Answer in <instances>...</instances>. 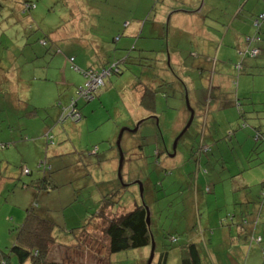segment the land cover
<instances>
[{
	"label": "rangeland",
	"instance_id": "rangeland-1",
	"mask_svg": "<svg viewBox=\"0 0 264 264\" xmlns=\"http://www.w3.org/2000/svg\"><path fill=\"white\" fill-rule=\"evenodd\" d=\"M146 1L148 7L143 8L144 11H141L139 10L138 0H1L0 16H12L14 19L6 24L7 31L0 32V63L4 64L0 65V79L7 81L16 74L13 67L10 71L4 70V68L10 66V63L7 64L9 59L16 57L18 59V69L22 70L24 74V86L19 88L15 86L14 88L18 90L16 93L12 92V88L9 86L0 87V105L2 107L0 130L1 126L4 125L3 130H8L15 137L10 139L7 148H3L0 144V257L4 254L9 255L11 249L17 244V235L27 217V211L33 208L34 212H41L47 220L55 224L53 236L56 239V245L51 247L49 254L51 261L65 264H145L149 258L151 246L142 250H131L109 256L108 238L99 230L100 222L97 223L90 219L99 207L101 196L113 194L121 186L122 190L126 191L117 196H120L125 204H129H127V209L136 204H143V202L147 205L150 229L156 242L153 264H157L160 251L162 252L167 246L172 249L170 264H175L179 259V244L175 243L170 246L171 242L167 239L168 236L177 234L180 239L188 237L190 234H194L200 220L204 227L203 219L205 220L207 217L217 219L216 216L218 215V220L225 218L227 215L226 208L229 211L233 208L234 210L239 208V206L234 205L235 201L233 202V200L238 199L240 201L246 197L244 189L233 191V189L243 188L239 185L235 187L230 185L229 193H224V189L217 188L218 192L223 191L220 194L217 193L220 197L218 200L217 197L215 200V196L206 188L202 194L200 191L199 202H195L194 206L193 192L201 190V187L190 184L186 179L182 180V176L184 178L186 176L183 173L176 172L173 167H170V169L174 174L165 176L163 167L165 165L169 166V164L164 160L161 168L156 166L159 158H156L155 153L159 151L161 152L160 157H169L171 166L179 165L182 156L185 155L187 158H198L197 165L200 166L201 171L205 170L207 176L213 173L212 167L209 168L204 159L206 153L201 158L202 153L198 150V143L203 134L205 137L208 132L207 125L204 123L205 120L199 119L200 128L197 141L194 134L196 124H199L197 116L191 128H189L193 111L196 113L197 110L198 113L202 106L204 108H208L209 105L213 106L211 92L212 87H214L213 77L211 74L209 76V72L206 71L202 74L204 77L202 78L194 72L191 66L184 67V61L185 63L190 61L188 59L190 52L186 42L182 43V48L188 51L187 56H183L185 60L180 63L182 69L178 70L179 65L172 58L173 50L167 49L164 44L166 34H164L162 40L163 44L156 45H158L157 49L165 51L164 57L169 60L172 69H165L159 64L156 66L152 59L146 60V62L143 61L144 65L149 68H146L140 74H135L139 71L137 66L130 67L127 65L126 70L121 66L124 73L111 77L115 80L114 85L109 84V79L106 81V85L100 90L101 95L97 97L95 103L86 104L82 100H78V108L83 110V120L74 123L70 118H67L64 123L56 124L55 128L51 129L52 134L47 135L52 137H49L48 141L53 143L56 148H61L55 150L54 146L51 147L49 159L46 156V150L43 147L47 138L45 134H42L45 128L43 122L45 121L46 125H52L49 124L50 119L45 120V118L49 114L56 113L57 108L61 109L63 107V112L69 108L71 106L70 101L75 96L76 88H81L85 81L81 86L76 85V87L71 88L68 81L64 83L61 80L65 73L68 74V77L80 73L78 70L81 68V64L78 57L83 55L80 51L82 50L81 42L66 41L64 45L69 46L70 50L63 51V48L62 50L60 48L58 54L54 51L55 48L51 49L54 45L50 44V48H47L48 51L41 46L40 41L45 37L48 38L49 35L60 33L59 29H65L66 27L65 33L73 36L75 35L74 32L70 31L72 27L79 29L81 26V30L85 31V34L87 33L90 37L108 38L110 44L120 48L117 41L120 36H125H123V23L125 20L133 17L143 20L146 16L150 23L154 21L155 17L158 18V12L164 5L166 7V5L175 4L170 0H166V2L165 0H154L153 3L150 0ZM224 1L229 3L227 15L236 16L242 10L240 5L244 6V0ZM180 2L175 10L179 9ZM210 4L217 11L222 12L226 8L225 3L224 5H221V3L216 4L215 0H211ZM20 5L26 11H31L23 12L22 16H19L18 8H20ZM96 5L99 8H96ZM90 6L96 8L99 14L115 13L116 18L110 15L106 19L97 20L96 23L98 12ZM249 6L254 8L252 0H249ZM255 10H257V14L259 13L258 15H264V4L254 8V12ZM205 11L209 13L207 10ZM208 15L216 28H223L222 24L228 21L227 17L220 16L218 12H212ZM70 23H72V27L69 30L68 25ZM163 23L167 24V15ZM164 31L167 32L166 29ZM15 32L18 34L23 33L19 36L18 44H32L39 55L41 54V57L35 61L37 66L35 70L30 67L32 62L27 64L30 55H32L28 48L27 51L21 49L20 52L15 53L17 56L13 55L14 52H10L16 42ZM51 41L55 43L54 40ZM90 42L96 41L94 39L89 40V45ZM21 47L23 46L19 48ZM215 48H217V45ZM240 55V53H237V60L229 62L230 68L226 66L225 68H217L220 71L226 70V75H218L215 78L227 84L222 92V97H228L229 94L234 96L235 93L243 96V91L246 89L244 97L254 100L257 104L263 103L264 78L262 76L264 74L256 72L255 63L264 64V55L259 54L256 59H251L248 64L246 62L245 66L243 62L248 59ZM73 56L76 59L74 65L78 69H73V65L69 62V58ZM238 65L244 66L241 76L236 71ZM167 69L171 70L169 71L171 75ZM149 74L154 79H168V76L174 77L173 75H177L187 87V98L190 104H187L186 99L185 101L179 99V92L174 93L172 88L167 86L165 93L168 98L166 100L161 99L156 104L157 112L142 111L136 100L138 94L130 99L131 95L128 92L131 87L128 85L135 84V81L138 82L139 86L142 84L147 85L150 81H153ZM230 79L233 84L231 88L228 86ZM116 81L118 86H115ZM209 81L210 89L208 90ZM124 85L125 87H121ZM237 85L238 91L235 92ZM114 91L119 93L118 96H115ZM213 91L215 92V90ZM252 95L258 97L253 98ZM173 102H182L185 105L190 114L187 124L182 120L177 125H173L172 117L167 119L165 113L168 112L172 116L174 112ZM243 103L245 104L244 108L255 110V107L247 100ZM59 104H61L60 107ZM165 104H169V109L161 112L160 110L165 109L163 107ZM232 106L229 109L237 111L239 118V108L234 104ZM87 110H89V115L84 118L85 114L83 112L88 113ZM225 111L224 104L223 112ZM220 113L218 110L214 112L217 121L221 119ZM159 118L162 124L157 127L156 124ZM87 119L89 120L86 122ZM239 126L240 131L244 130L241 128L242 122ZM61 127H64V129H61ZM58 128L59 130H57ZM124 129L134 130V132H123ZM182 133L183 136L181 137ZM139 137L141 138L139 143H133L129 147L126 145L130 139L138 142ZM157 139L159 141H156ZM161 139L165 142L166 148L163 144L160 146L157 144V142L162 143ZM252 141L254 146L261 145V142H255L254 138H252ZM0 142L5 143L1 138ZM118 142H120L119 146L123 155L121 180L118 177L120 158ZM184 142H186V145H184ZM20 143H24L23 147L21 146V150L16 151ZM96 147L97 149H95ZM246 147L251 149L249 144ZM258 149L260 151L261 148ZM231 154L230 150L223 154L226 155L227 164L226 166L225 164L223 166L221 162L217 164L219 173H223L224 167L232 172V162L236 158ZM57 155L63 156L57 158L55 157ZM112 156H114L115 161L110 159ZM23 158L25 159L22 160ZM41 163H46L52 167L53 171L50 176L55 178L56 182L53 183H55L56 188L48 195L41 194L35 198L33 197L35 190L31 187L32 182L41 176H45L39 170V164ZM111 168L114 172L111 171ZM195 168L196 166L186 161L180 169L185 171L186 175H190ZM24 172L26 173L24 174ZM249 175L248 183L257 181L255 184H251L252 190H250V193L259 196L262 187L261 173L254 171ZM228 176H230V173ZM198 178H201V174ZM133 180H138L140 185H133ZM240 183L243 184V181L240 180ZM221 184L224 188V183ZM250 193L248 196L251 195ZM228 197H231V203L228 202ZM201 200L204 201L205 205L202 208L200 207ZM258 207L261 208V206ZM246 218L249 219L250 217ZM218 220H216L217 223H219ZM91 221L94 223L89 224ZM85 225L86 227L82 230L81 228ZM104 226L105 224H102V228ZM259 227L263 229L264 224H259ZM164 235L167 236L164 238ZM242 240V242H246L244 239ZM255 248L260 247L253 246L251 248L252 252L248 248L245 250L243 253L244 261L248 259L249 263L254 262L257 255L255 254ZM211 255L216 256L214 251L211 252ZM262 256H264V253L260 254V260ZM11 261L12 264H17L16 257H13ZM258 264H264V262L261 261Z\"/></svg>",
	"mask_w": 264,
	"mask_h": 264
},
{
	"label": "crops",
	"instance_id": "crops-1",
	"mask_svg": "<svg viewBox=\"0 0 264 264\" xmlns=\"http://www.w3.org/2000/svg\"><path fill=\"white\" fill-rule=\"evenodd\" d=\"M121 1V0H120ZM139 1V10L144 11L143 8L148 7L146 0H138ZM152 3L154 0H150ZM171 2H175L174 5H165L159 10L158 12V18H154V21H151L149 23L146 16H144V19H135L128 18V20H125L123 23V36L119 38L118 46H115L114 44H110L108 38H102L97 39L94 37H90L87 33L85 34V31L81 30L80 28L72 27V23L68 25V29L72 27L71 32H74L75 35H68L65 33L66 28H60V33L53 34V35H47L44 39L40 41L41 46H43L42 42L46 40L47 46L45 47L46 50L49 47L50 44L54 45L51 47V49H54L56 53L59 54V50L63 48V51H66L69 49V46H65L66 41H78L82 44V57H78L80 64H81V70L78 71L80 73L78 74H72V76L68 77V74L65 73L64 77L61 79L62 82H67L71 88L76 85L79 87L82 85V83L85 81V77L83 75V71L92 70V71H100V69L104 66H106L109 62L117 61V56L114 57L113 54H127L128 52L131 53H138V52H146L149 50H155L159 54H165V52L161 49H157L158 45L156 44H163L162 40L164 38V34H166L165 37V45L167 49H172V57L177 61L178 59H181L186 53V51L182 48V43L186 42L188 45H193L197 51H191L198 53L201 56V59L198 67L203 68L208 72V69L210 68V65L208 63H205L203 60L204 54H210L212 55L217 53V49L215 46L219 44L221 48H218V55L220 59L226 61V62H235L237 60L236 57V50L245 49L247 48L243 39L245 36H252L255 31L251 26L252 20L259 14H257V10L254 12V8L257 6L264 4V0H252V3L254 5V8H251L249 6V0H244V6L240 5L241 7V15L240 12L235 16L227 15L228 8L227 6L229 3L224 0H218V2L222 1L221 3H225L226 8L222 10V15H220L221 11H217L214 9V7L210 4L211 0H170ZM181 1V2H180ZM157 2V1H156ZM166 2V0H165ZM180 2L179 9L175 10L177 8L178 4ZM166 4V3H165ZM0 6H1V0H0ZM92 9L99 8L98 5H96V8L93 6H90ZM107 9V8H106ZM245 9V10H244ZM97 10V9H96ZM205 10H207L209 13H216L218 12L220 16L227 17V22L224 24V34L222 33V28H216L213 25V21L209 17V13H207ZM19 16H22L23 12H30L26 11L24 8L21 7L18 8ZM98 12V10H97ZM145 14V13H144ZM110 15H113L114 18H116L115 13L113 14H99L96 15V23L97 20H103L109 17ZM167 15V24L163 23V20H165V16ZM244 15L243 17H241ZM0 32L1 31H7L6 24L13 21L12 16H0ZM244 20V21H243ZM149 23V24H148ZM240 23V25H239ZM125 25V27H124ZM148 25V26H147ZM166 29V33L165 30ZM219 34H223V40L218 38L217 34H214L212 32H220ZM262 32H264V25L261 29ZM15 35V44L14 48L10 52H14L13 55H16L15 53L20 52L21 49L29 50V52L32 53L29 57V61H27V64L32 62V65L30 67L33 68V70L36 69V63L40 57L41 54L35 50V48L32 46V44H18V39L20 35H23V33L18 34L14 33ZM220 36V35H219ZM227 38V39H226ZM264 38V34H263ZM91 39H94L96 42H90V45L88 41ZM156 39V40H154ZM51 40H54L55 43H53ZM225 41H227V47H222V44H225ZM120 43V44H119ZM59 45V46H58ZM217 45V47L219 46ZM20 46H23L19 48ZM163 46V45H161ZM251 47H256L263 51L264 55V41H260L259 43H254L250 45ZM44 47V46H43ZM50 48V47H49ZM185 49V48H184ZM70 50V49H69ZM186 50V49H185ZM201 52V53H200ZM242 52V51H241ZM72 54V53H69ZM170 54V52H169ZM136 55V54H135ZM17 56V55H16ZM19 56V55H18ZM70 58H74L70 57ZM161 58V56H160ZM162 60V58L160 59ZM251 61V59L245 60L243 62L244 66L247 62ZM76 62V59L74 58V64ZM10 63V66L7 68H4L6 71L12 70V67L15 68L16 74L13 75L10 80L3 81L0 79V87L9 86L11 87L12 92H18L17 89L14 87H23L24 86V74L22 70L18 69V59L16 57H11L7 64ZM71 63V62H70ZM0 65H4L0 63ZM140 67V66H139ZM230 68V66H228ZM225 68V66H223ZM256 72L262 71L261 74H264V64L255 63ZM78 69V68H77ZM49 70V68H48ZM138 72L135 74H140L141 72L145 71L142 68H138ZM222 75H226V70L222 71ZM242 74V73H241ZM127 75H129L127 73ZM232 75V72H231ZM200 76V75H198ZM241 76V75H240ZM264 78V76H262ZM239 81V80H238ZM115 80L112 78H109V84L114 85ZM22 83V84H20ZM213 90H215L218 93L217 97L215 99V96L213 98V108L215 110L221 111V119L218 121L215 119V116L212 115L210 112H208L207 115V122L205 124L207 125V134H203V142L204 140H208V143L214 145V151L209 152V155L206 153V156H204V159L206 161V164L212 167L213 173L209 176L206 175L204 172L205 170H200V166L196 164V168L193 170L195 171L193 176L185 177L182 176V180L186 179L190 184L194 185L196 184L197 187H201V190H195L193 192L195 201L193 202V205L195 206V202H199V194L201 191V194L205 191V189H209V192L212 193L213 196H215V200L217 197V200L220 199V197L217 195V193L220 194V192L223 191H217V188L224 189V193H229V187L232 185L233 187L238 186L243 188H237L233 189L235 192L238 189H244L246 193V197H244L242 200L238 201V199L233 200L235 206H239L238 210H234V208L229 211L227 208L225 209V212L227 213L225 218H221L218 220V215L215 218H209L203 219L204 221V227L202 226L201 220L200 223L197 225L194 234H190L188 236V240H191L193 242L198 243L199 251L202 253V263L203 264H258L259 262H264V256H262L260 260V254L264 253V228L260 229L259 224H264V207L260 204V194L259 196H254L250 192L251 184H255L257 181H253L252 183H248V179L250 178L249 174H252L254 171H258L261 173L260 179H262V185L264 186V145L261 146H254L252 138L254 136L255 130L257 129L264 137V102L257 104L252 99H247L248 102H250L254 107L255 110H249L243 107V109L246 111L245 115L241 116L240 122H246L247 127L240 131L239 122L237 121V118L233 116H230L229 113H234V109H229L230 106L234 104V97L232 94H229L228 97H222L223 89L227 86L224 82H220V80H216L215 84H213ZM232 80L230 79L229 85L231 88ZM115 86H118L117 81L115 83ZM233 86V85H232ZM115 88V87H114ZM117 89V88H115ZM77 90V88H76ZM212 90V92H213ZM238 91V90H237ZM246 92V89L243 91V96ZM1 94V92H0ZM101 95L100 92L98 96ZM239 97V96H237ZM253 97V95H252ZM253 97V98H257ZM75 98L72 97V100ZM242 98V97H241ZM215 99V100H214ZM225 99H232L230 101L229 106H225L226 111L223 112V100ZM71 100V101H72ZM70 101V103H71ZM95 100L90 101L89 103H95ZM222 101V102H221ZM232 104V105H231ZM59 107L61 104L58 105ZM63 107L57 108L56 113L49 114L46 119H50V125H46V123L43 122V125L45 126L42 134H45L46 142L44 145V149L46 150V156L50 157L51 154V147H55V150L60 149L61 147L56 148L53 143H50L48 141L49 136L47 134H52L53 128H55L56 124L64 123V113ZM95 108V107H93ZM211 107L209 106V109ZM2 110V107L0 105V112ZM240 110H242L240 108ZM81 110V114H82ZM101 111V110H100ZM88 113H84L85 116L89 115V110H87ZM195 112V111H194ZM198 118L200 117L197 115ZM181 117H183V121L188 117L186 112L183 111ZM89 119L86 120V122ZM162 124L160 118L158 119V123L156 124L157 127H159ZM1 126L0 130V138L5 142L1 143L3 148L9 147L8 142H10V139L15 138L12 136L8 130L4 131L3 127ZM200 125L196 127L194 130V134L197 141V134L199 131ZM61 129H64V127H61ZM59 130V128L57 129ZM176 133V132H175ZM201 141L198 144V150L201 151L204 145H201ZM141 138H138V142L136 140L130 139L126 143V145L129 147L133 145V143H139ZM7 142V143H6ZM24 143L18 144L16 151L21 150ZM51 144V145H50ZM251 146V149H247V145ZM184 145H186V142H184ZM200 145V146H199ZM22 146V147H21ZM256 147L261 148V153H255L253 151V148ZM2 148V149H3ZM25 149V147H24ZM255 149V148H254ZM54 150V151H55ZM230 150L232 152V156H235L236 159H234V162H232V172L227 169L223 170V173H219L218 166L220 162L225 164L226 158L224 157V153L226 151ZM259 150V149H258ZM219 151V152H218ZM203 158V155H205L204 151H201ZM63 155H57L55 157L60 158ZM208 156V158H207ZM185 157V155H183ZM200 158V159H201ZM23 158L22 160H24ZM110 159L114 160V156H112ZM199 159V161H200ZM191 165L195 166V164L191 163ZM224 166V165H223ZM226 166V165H225ZM112 171V168H111ZM209 171V170H208ZM114 172V171H112ZM110 172V173H112ZM26 172H24L25 174ZM230 173V176H228ZM199 174H201V178H198ZM227 174V175H225ZM185 175V174H184ZM206 175V176H205ZM198 178V179H197ZM258 179V180H260ZM176 181H178L175 178ZM240 180L243 181V184L240 183ZM256 180V178H254ZM261 182V181H260ZM221 183H224V188ZM257 185V184H256ZM261 190V189H260ZM251 194L248 196V194ZM253 193V192H252ZM231 197H228V202L231 203ZM202 201V204L200 207L202 208L204 205V201ZM192 206V204H191ZM258 206H261L259 208ZM218 209V208H217ZM246 217H250L247 219ZM218 220L219 223L216 222ZM247 221V224L242 225V221ZM255 224V225H254ZM261 238L262 241L258 242V239ZM244 241L246 242H242ZM250 240V241H249ZM255 242V243H253ZM201 245V246H200ZM249 245V246H248ZM262 245V246H261ZM248 246V247H247ZM253 246H259L260 248H255L256 252L255 254V260L253 263H249L248 259L243 260V253L248 248L251 251V248ZM201 247V248H200ZM214 251L216 254L215 257L211 255V252ZM169 263V262H168ZM177 264V262H175Z\"/></svg>",
	"mask_w": 264,
	"mask_h": 264
},
{
	"label": "trees",
	"instance_id": "trees-1",
	"mask_svg": "<svg viewBox=\"0 0 264 264\" xmlns=\"http://www.w3.org/2000/svg\"><path fill=\"white\" fill-rule=\"evenodd\" d=\"M215 2H216V4H218V3H221L222 1L218 2V0H215ZM221 5H223V3H221ZM220 13H221L220 15H222V12H220ZM239 15H241V12ZM222 25H223L222 33L224 34V30H225L224 28L225 27H224V24H222ZM263 25H264V15L263 14L257 15L251 23V26L254 29L255 33L252 36H245L243 39L247 48L236 50V54L240 53L241 54L240 56L243 58H246V59H256L259 56V54H263V51H261L260 49L250 46L251 44L259 43L260 41H263L264 32L261 31ZM215 26L216 25H214V27ZM124 27H125V25H124ZM212 33H214V34L218 33L219 34V33H221V30H220V32L216 31V32H212ZM223 34H219L220 36L217 35V37L218 38L220 37V39L223 40L224 39ZM47 43L48 42L46 40H44L42 42L44 47L47 46ZM217 45H219V44H217ZM222 47L228 48L227 41H225V44L224 43L222 44ZM218 48H221V46L219 45L216 48L219 51ZM188 50H189V52H191V51H197L198 52V50L192 44L188 45ZM184 51H186V53L188 52L187 50H184ZM218 51H217V53H215L213 55L204 54V57H203V59H204L203 61L205 63H208L211 66V68L208 69V72H209V76L211 74V76L213 77L214 83L216 81L215 78L218 75L223 74V72L217 68H223V66H226V67L231 66V65H228L229 62H226V61L220 59V57L218 55ZM253 52H257V54H254ZM113 55H114V57L117 56V58H118L117 61L109 62L106 66L102 67L100 69V71H98V72H104L105 77L103 79V86L97 90L96 94H94L93 100L97 99L100 90H102L105 87L106 81L109 78H111L113 75H120L121 73H124V70L121 68V66H123L125 70L127 69V65H129L130 67L131 66H137L138 68H140V69L142 68L143 70H145L146 68L148 69L149 67L145 66L143 61L146 62V60L148 61V60L152 59V61L155 62L156 66L159 64L160 66L165 67V69L171 68L170 64H169V60L165 59L164 54L161 55L153 49L146 51V52H138V53L128 52L127 54L126 53L125 54L117 53V54H113ZM160 56H161L162 60H160L161 59ZM184 56H187V54H185ZM188 56H189L188 59H190L189 63H187V62L185 63L184 57H182L181 59L177 58V61L172 57L174 59V61L176 62V64L179 65L177 67L178 70L182 69L181 68L182 64H180V63L182 61H184V65H185L184 67L191 66L193 68L194 72L197 73V75H200V77L204 78L202 76V74L204 72H206V70L198 67L200 60H202L201 56L195 52L189 53ZM69 62H71V64L73 65V69L77 68L74 65V58H69ZM139 66H141V67H139ZM243 67L244 66H242V65L236 66V71H237V73H239V76L242 75L241 73L244 71ZM156 69H158V68H156ZM167 71L169 73V71H171V70L167 69ZM260 73H262V71H260ZM173 76L174 77L168 76V79L163 78L164 79L163 80L162 78L161 79H159V78L154 79L149 74V77L153 78V81H150L147 85L142 84L141 86H139L138 82L135 81L134 82L135 84L128 85L131 87L129 92H128L131 95L130 99L134 98L138 94L136 100H137L138 107L142 111L147 110L151 113H153L154 111L157 112V109H156L157 105L156 104L161 99L166 100L168 98L167 94L165 93V88L167 86H169V88L170 87L172 88L174 93L179 92V94H178L179 97L177 96V94H176V96L179 99L184 100V101L186 99V102L189 105L190 103H189V100L187 98L188 97V90L184 84V81L180 80L177 77V75H173ZM239 78H238V80H239ZM220 82H222V81H220ZM238 85H239V81H238ZM238 85H237V89L235 90V92H237V90H238ZM128 86H127V88H128ZM121 87H125V85L121 86ZM209 87H210V81L208 84V90L210 89ZM212 89H213V87H212ZM223 91H224V89H223ZM114 93H115V96H118V94H119L116 91H114ZM212 95H213L212 98H214V96H215V99H216L217 94L216 93L214 94V91L212 92ZM237 96H239V97H237ZM120 97H122V96L120 95ZM223 99H224V97H223ZM233 99H234V101H233L234 105L237 108H239L238 112L240 113V116L238 118L237 111H235V114L229 113V115L233 116L234 118L236 116L237 121L239 123H241L240 117L242 115L244 116L246 113V111L243 109V107H245V104L243 103V101H246L247 98L244 96H240L238 93H235V97ZM73 100L71 101V104L73 103ZM231 100L232 99L223 100V108H224V104H225V106H229ZM83 102H85L86 104L89 103V101H83ZM78 103L79 102L77 100L73 104V108L81 114V110L78 108ZM212 104L214 105L213 101H212ZM196 105H197V103H196ZM209 106L211 107L210 109H209ZM209 106H208V108L206 107L207 110H206V108H204V106L200 107L201 109H200V111H198V113L196 110L197 114L193 111L194 113L192 114L190 121H189L190 114L188 113L185 105H183L182 102H179V103L173 102L172 103V108L174 111L172 116L169 115L168 112H166L165 114H166L167 119L172 117L171 121L174 122V123H172L173 125H177L180 121L183 120V117H181L183 111L186 112L188 117L184 120V123L187 124L189 121L190 122L189 128H191V125L193 124L197 115L200 116L199 118L197 116L198 122H199V119H201L202 121L205 120V122H207L208 112H210L212 115H214L215 109L213 108V106H211V105H209ZM163 107L165 109L160 110L161 112L168 110L169 104H165V106H163ZM231 107H233V106H230V108ZM240 108L242 110H240ZM203 111H204V116L202 117ZM69 112H70V110H69ZM220 115H221V113H220ZM140 119L142 122L143 121L142 117ZM82 120H83V117H82ZM246 124H247L246 122H243L241 128L245 129L247 127ZM196 125L199 126L200 122H199V124H196ZM122 126H120V127L122 128ZM182 136H183V133L181 134V137ZM253 138H254L255 142H261L260 143L261 145H259V146L264 145V137L257 129L255 130ZM156 141H159V140L157 139ZM161 142L162 143L157 142V144H159V146L161 144H163L164 148H166L165 142L162 139H161ZM201 145H204L203 147H200V148H202L201 151H204L207 154H209L210 151L213 152L215 150L214 145L208 143V140H204V142L202 140ZM254 148H253V151H255V153L256 152L261 153L262 149H260V151H258V149L256 147H254ZM95 149H97V147ZM155 155H156V158H159L158 162L156 163V166H158L159 168L162 167L163 160L169 164V166L165 165L163 167V170L165 172V176H171L174 174L172 169H170V167H173L176 170V172H178V173L185 174V171L180 169L181 166L183 164H185L186 161H188L190 164L194 163L196 166L197 161H198V158H194V157L193 158H187V156H185V157L182 156V161L179 165L171 166V164L169 163V161H170L169 157H167V158H165L163 156L160 157L161 152H159V151L156 152ZM224 157H226V155H224ZM224 163H225V165L227 164V159L225 160ZM51 168L52 167L48 166L46 163L45 164H42V163L39 164V170H41L45 174V176H41V177H39V179L37 178L34 182H32L33 184L31 187L35 190L33 197L37 198V196L41 195V194L48 195L55 190L56 187H55V183H53V182H56V180L54 177L50 176L51 172L53 171V169H51ZM224 168H225V170H227L226 167H224ZM194 172L195 171H192L190 175L185 174V176H187V177L193 176ZM125 191L126 190H122V187L120 186L119 190L114 192L113 194H105V195L101 196V198L99 200V203H100L99 207L95 210V212L92 214V216L90 218L91 220L96 221L97 223L100 222L99 230H101V233L104 234L108 238V251H109L108 254H109V256L114 255V254H118L121 252H127V251L129 252L131 250L132 251L142 250L144 248H150V246H151V235H152V233H151V229L148 227L147 222H146V218L149 215L147 205L144 204V202H143V204H136V205L129 207V209H127L128 203L125 204L124 201L122 200V198L120 196H117L119 194L124 193ZM263 191H264V186L262 185L259 194H260V200H261L260 204L264 207V203H263L262 197H261V193ZM93 221H91L89 224L94 223ZM102 224H105V226L103 228H102ZM243 224H247V221L243 220L242 225ZM85 227H86V225L83 226L81 229L83 230ZM54 229H55V224L53 222L47 220L41 212L36 213V212H34V209L31 208L30 210L27 211V217H26L24 223L22 224L20 231L17 235V239H18L17 244L11 249L9 255L4 254L2 257H0V264H12L11 259L13 257H16L17 264H65V263H61V262L51 261L50 257H49L51 247L56 245V239L53 236ZM166 236L167 235H164L163 237L165 238ZM188 238L189 237H185V238L180 239V236H178L177 234L170 235L167 238L169 240V242H171L170 246L174 245L175 243L179 244V246H178L179 247V250H178L179 259H178L177 264H203L202 263V253L199 251L198 243L193 242L191 240H188ZM259 239H260V241H262L261 238H259ZM154 241H155V239H154ZM171 253H172V249L169 248L168 246L164 250H162V252L160 251V255L158 257L157 264H170V262H171L170 261V254ZM154 255H155V253H154ZM154 259H155V256L153 258V261H154ZM153 261H152V264H153Z\"/></svg>",
	"mask_w": 264,
	"mask_h": 264
},
{
	"label": "built area",
	"instance_id": "built-area-1",
	"mask_svg": "<svg viewBox=\"0 0 264 264\" xmlns=\"http://www.w3.org/2000/svg\"><path fill=\"white\" fill-rule=\"evenodd\" d=\"M253 53L257 54V52H253ZM82 73L85 77L84 85L81 88L76 90L73 103L71 104L69 108L65 110V113H64L65 115L68 112L66 117H64L65 121L67 120V118H70L72 122L74 123L81 121L82 116L79 112H77L73 108V104L77 100L89 101V102L92 101L94 94H96L97 90L103 86V79L105 77L104 72H96V71L88 70V71H83ZM261 197L264 203V191L261 193ZM258 242H260V239H258Z\"/></svg>",
	"mask_w": 264,
	"mask_h": 264
},
{
	"label": "water",
	"instance_id": "water-1",
	"mask_svg": "<svg viewBox=\"0 0 264 264\" xmlns=\"http://www.w3.org/2000/svg\"><path fill=\"white\" fill-rule=\"evenodd\" d=\"M138 127H139V124L137 126V129H138ZM124 130H123V132H124ZM132 132H134V130H132ZM119 143L120 142H118V149L120 150V158H119L118 177L121 180V167H122L123 155H122V151L120 149ZM136 184L140 185L139 182H136ZM146 222H147L148 227L150 228V217H149V215L146 218ZM154 251H155V241H154L153 236L151 235V251H150V255H149V258H148V261H147L146 264H152V261H153V258H154Z\"/></svg>",
	"mask_w": 264,
	"mask_h": 264
},
{
	"label": "flooded vegetation",
	"instance_id": "flooded-vegetation-1",
	"mask_svg": "<svg viewBox=\"0 0 264 264\" xmlns=\"http://www.w3.org/2000/svg\"><path fill=\"white\" fill-rule=\"evenodd\" d=\"M124 131H129V132H132L131 130H127L125 129ZM198 162V161H197ZM136 182H139L138 180H133L132 183L135 185ZM140 183V182H139Z\"/></svg>",
	"mask_w": 264,
	"mask_h": 264
},
{
	"label": "clouds",
	"instance_id": "clouds-1",
	"mask_svg": "<svg viewBox=\"0 0 264 264\" xmlns=\"http://www.w3.org/2000/svg\"><path fill=\"white\" fill-rule=\"evenodd\" d=\"M82 116V115H81ZM45 164V163H44ZM207 191H209V189H207Z\"/></svg>",
	"mask_w": 264,
	"mask_h": 264
}]
</instances>
